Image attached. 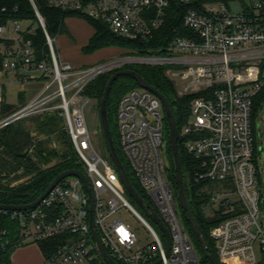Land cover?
<instances>
[{
	"label": "built area",
	"instance_id": "1",
	"mask_svg": "<svg viewBox=\"0 0 264 264\" xmlns=\"http://www.w3.org/2000/svg\"><path fill=\"white\" fill-rule=\"evenodd\" d=\"M29 1L49 55L37 61L31 41L22 38L23 32L33 34L34 28L12 37L7 35V25L13 24L14 33L19 31L17 22L0 25V73L16 72L17 79L26 83H47L30 100L2 115L0 130L34 116L57 113L62 117L85 170L93 221L108 255L117 264H152L159 259V264H199L201 258L178 214L177 193L165 162L166 118L159 98L140 87L131 89L118 101L116 114L125 162L150 201L145 203L169 233L167 254L163 232L127 195L110 158L95 149L85 124L83 109L90 99L82 95L84 88L110 70L140 66L163 68L179 97L192 96L187 120L177 134L185 154L197 162L193 181L207 183L204 210L209 212L204 214L218 217L208 232L218 262L264 261L260 218L264 195L258 173L264 149L257 144L259 126L252 118L254 98L264 89V0H48L52 8L99 21L117 37L136 43L159 35L171 16V5H192L181 15L179 29L159 35L164 47L147 54L127 50L119 60L79 69L58 59L54 39ZM231 4L240 11L232 13ZM2 92L0 84V102ZM121 210L130 211L142 223L152 242L141 246L127 221L112 220ZM10 213L21 225L22 243L62 239L54 252L42 255L41 264L101 260L89 226L88 194L78 178L62 180L34 209Z\"/></svg>",
	"mask_w": 264,
	"mask_h": 264
},
{
	"label": "trees",
	"instance_id": "2",
	"mask_svg": "<svg viewBox=\"0 0 264 264\" xmlns=\"http://www.w3.org/2000/svg\"><path fill=\"white\" fill-rule=\"evenodd\" d=\"M39 15L42 17L45 30L51 38L64 32V20L67 17H83L76 13H65L59 9L49 6L48 0H32ZM225 1V0H223ZM191 4L181 6L171 5V16L166 20L159 35L165 36L176 28L181 27V15L185 10L191 8ZM85 18V17H83ZM93 28V35L86 46V52H93L102 47H121L128 51L147 54L164 47V38L156 36L146 43L125 41L112 34L109 28L89 18ZM28 21L35 26L33 34L22 33L24 40H30L37 61L49 55L46 39L37 17L29 0H0V25L9 22ZM30 28V27H29ZM1 42V40H0ZM8 43V42H7ZM0 56V71H1ZM129 69L138 73L150 86L160 91L170 103L178 132L186 122L189 114V102L192 96L179 97L174 83L169 80L163 68L131 66ZM104 73L94 78L83 90L82 95L100 104L104 88L108 78L114 73ZM138 88L134 80L122 76L113 83L107 104V115L109 130L115 150L126 170L128 179L136 189L140 197L148 204L150 201L146 194L137 184L133 174L121 153L118 139L115 140L113 131V116L116 117L117 104L120 98L129 90ZM24 94L20 95V104L26 102ZM1 115H7L16 107L2 102ZM116 105L115 111H110V105ZM261 113H264V89H262L253 101L252 118L255 121ZM30 121L32 130L23 126V122ZM259 132L261 130L260 124ZM117 132V129H116ZM118 138V133H117ZM55 146H52V144ZM164 143L165 156L169 162V177L171 185L176 193L175 169L172 160V151L169 141V132L166 120L164 119ZM179 155L181 159L182 172L186 174L183 189L188 207L200 227L215 264H220L215 257L213 243L209 237V228L218 222V217L208 218L204 214V206L208 200L206 182L195 183L192 173L197 169V162L184 152L182 140L178 138ZM24 154V156H22ZM101 154L106 155V148L103 140ZM75 170L85 174L82 164L67 133L64 121L57 113L39 115L28 118L16 124L0 130V205H26L37 199L48 187L51 181L64 171ZM133 202V201H132ZM11 211L4 213L0 211V264H12V254L16 249L30 243L21 242V225L11 218ZM182 222L191 237L193 244L200 254L199 264H209L203 256L199 244L192 233L191 227L186 219L184 211L180 209ZM61 238H53L47 241L36 243L41 254L46 257L54 252L61 244ZM94 264H104L101 260ZM260 264H264L262 261Z\"/></svg>",
	"mask_w": 264,
	"mask_h": 264
},
{
	"label": "rangeland",
	"instance_id": "3",
	"mask_svg": "<svg viewBox=\"0 0 264 264\" xmlns=\"http://www.w3.org/2000/svg\"><path fill=\"white\" fill-rule=\"evenodd\" d=\"M231 12L238 13L240 11L239 6L236 4H231ZM19 26V31L12 32V23L7 25L8 34L12 37H19L21 32L24 31L26 28H35V26L31 25L28 21H20L17 22ZM93 35V28L89 21L83 17H67L64 20V32L54 38V50L55 54L57 55L58 59L61 62H65L71 65L73 68H88V67H95L97 65H103L107 63H111L113 61L119 60L120 57L127 53V48L121 47H102L93 52H86V46L88 45L89 39ZM113 71L117 70H110L107 73H112ZM16 72H8L3 71L0 73V84L2 86V100L6 104L13 105L14 107H18L20 104L21 98L20 95L24 94L26 100H30L36 92H39L42 87L46 85V80H36L32 83L22 82L17 79ZM67 82H65L66 84ZM55 85L51 86L49 91H54ZM69 97V94H67ZM2 102H0V111ZM116 105H110V111H115ZM0 112V118H1ZM83 117L85 120V124L87 130L92 138V142L94 143L95 149L101 153V146H103V137L101 133L100 127V120H99V103L94 100L90 99V102L85 105L83 109ZM256 127L260 124V137L257 139V144L259 147L264 149V113H261L255 119ZM23 126L28 127L32 130L33 125L30 121L23 122ZM117 114L113 116V131H115V140L117 138ZM52 146H55L53 143ZM166 158V163L169 167V162ZM259 177H260V187L261 193L264 195V160L259 162ZM183 183L184 179L186 178V174L182 172ZM185 181H187L185 179ZM228 196V194H227ZM128 201L132 203V200L125 196ZM205 213L209 212L206 208L204 210ZM178 214L181 216L180 211ZM120 218L123 221H127L131 226L132 231L134 232L135 236L138 239V243L142 246L146 243L152 242L151 234L148 233L147 229L142 225V223L128 210H121L116 216L112 218L118 219ZM261 220H264V205H261V213H260ZM147 219V218H146ZM149 223L152 224V221L147 219ZM153 225V224H152ZM28 244L23 249H17V252H24L30 250V245ZM36 245V244H35ZM20 264H23L21 261Z\"/></svg>",
	"mask_w": 264,
	"mask_h": 264
},
{
	"label": "water",
	"instance_id": "4",
	"mask_svg": "<svg viewBox=\"0 0 264 264\" xmlns=\"http://www.w3.org/2000/svg\"><path fill=\"white\" fill-rule=\"evenodd\" d=\"M126 76L131 78L136 82L138 87L146 89L153 93L155 96L159 98V100L162 103L167 128L169 132V141L171 145V151H172V160L174 164L175 169V182H176V193H177V202L179 205V208L184 211L186 219L191 227L192 233L195 236L199 247L201 249V252L203 256L207 259L209 264H215L212 255L208 251V245L206 242V239L198 226L196 220L194 219L188 204L186 202V197L183 189V177H182V167H181V159L179 155V148H178V134H177V127L176 122L173 116V111L170 106V103L166 99V97L157 89L150 86L138 73L131 69H119L115 71L107 80L104 92L102 95V98L100 100L99 104V120H100V127H101V133L104 140L105 148L107 156L110 158L116 173L118 175L119 181L122 184L125 192L127 195L135 202V204L143 211L145 216L150 219L154 224H156L159 229L163 232L166 242H167V249L166 254L169 251V233L167 229L165 228L164 224L161 222V220L157 217V215L152 211V209L149 207L148 204L145 203V201L140 197L136 189L132 186L130 183V180L128 179L126 170L115 150V147L113 145V141L110 135L109 130V120L107 115V104H108V97L111 90V87L113 83L118 79L119 77ZM24 156V154L22 155ZM68 177H76L80 180L81 184L83 185V188L85 189L86 193L88 194L89 203H90V215H89V226L92 234V238L95 242V247L97 250V253L101 259V261L104 264H117L107 253V251L104 249L100 238L97 234V230L95 228V224L93 221V197L90 189V185L86 179V176L80 172L75 170H68L64 171L61 174H59L56 178H54L51 183L48 185V187L45 189V191L32 203L26 204V205H19V206H13V205H0V211H28L34 209L53 189L54 187L59 184L62 180ZM160 259L152 264H159Z\"/></svg>",
	"mask_w": 264,
	"mask_h": 264
},
{
	"label": "crops",
	"instance_id": "5",
	"mask_svg": "<svg viewBox=\"0 0 264 264\" xmlns=\"http://www.w3.org/2000/svg\"><path fill=\"white\" fill-rule=\"evenodd\" d=\"M28 248H30V250L20 253L19 251L17 252L16 249L11 257L12 264H20L21 261L23 262V264H41L43 256L40 250L38 249L37 245L32 244ZM18 249L21 250L23 248L20 247Z\"/></svg>",
	"mask_w": 264,
	"mask_h": 264
}]
</instances>
